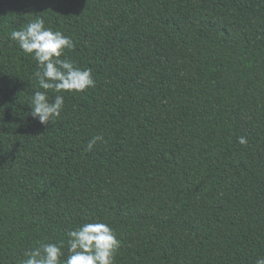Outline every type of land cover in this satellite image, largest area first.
<instances>
[{
  "label": "trees",
  "instance_id": "1",
  "mask_svg": "<svg viewBox=\"0 0 264 264\" xmlns=\"http://www.w3.org/2000/svg\"><path fill=\"white\" fill-rule=\"evenodd\" d=\"M35 15L96 82L47 125L9 39ZM89 220L121 241L114 264L264 257V0H0V264L37 241L66 256Z\"/></svg>",
  "mask_w": 264,
  "mask_h": 264
},
{
  "label": "clouds",
  "instance_id": "2",
  "mask_svg": "<svg viewBox=\"0 0 264 264\" xmlns=\"http://www.w3.org/2000/svg\"><path fill=\"white\" fill-rule=\"evenodd\" d=\"M26 55H31L38 70L35 77L40 89L35 91L28 106L31 116L39 123L47 125L60 117L65 104L62 93L85 92L95 87L91 68H80L66 58V50L75 47L71 37L61 31L45 26V19L36 16L18 30L9 34ZM65 57V58H62ZM48 90L56 95L48 98ZM98 142L103 143L101 135L92 137L86 151H91ZM238 143L244 145L247 138L238 137ZM67 255L63 251L64 243L37 241L36 245L24 252L26 259L22 264H114L121 241L112 227L99 221L82 223L79 227L67 232ZM63 258V259H62ZM255 264H264V257L258 258Z\"/></svg>",
  "mask_w": 264,
  "mask_h": 264
}]
</instances>
